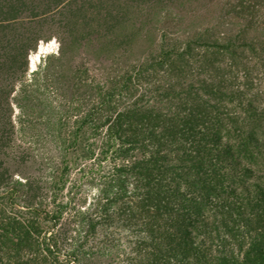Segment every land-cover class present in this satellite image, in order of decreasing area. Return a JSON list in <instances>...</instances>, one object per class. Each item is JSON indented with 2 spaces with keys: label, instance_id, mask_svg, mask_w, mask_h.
Listing matches in <instances>:
<instances>
[{
  "label": "trees",
  "instance_id": "16d2710c",
  "mask_svg": "<svg viewBox=\"0 0 264 264\" xmlns=\"http://www.w3.org/2000/svg\"><path fill=\"white\" fill-rule=\"evenodd\" d=\"M217 22L209 42L169 40L96 100L73 90L59 117L32 72L15 97L20 127L0 117V264H264V0L228 2ZM155 67L169 79L150 98L167 111L133 89ZM186 67L210 81L177 91ZM1 80L11 107L16 85ZM4 156L31 164L13 173Z\"/></svg>",
  "mask_w": 264,
  "mask_h": 264
},
{
  "label": "rangeland",
  "instance_id": "374dc122",
  "mask_svg": "<svg viewBox=\"0 0 264 264\" xmlns=\"http://www.w3.org/2000/svg\"><path fill=\"white\" fill-rule=\"evenodd\" d=\"M231 1L234 0H0V82L1 77L8 78L9 88L16 85L11 107L2 105L0 117L8 119L6 117L11 115L15 126L20 127L18 116L22 109L15 97L19 96L25 81L33 78V71L39 78L37 94H48L44 96V103L53 102L55 117L67 111L73 90H79L75 97L79 93L96 100L99 97L96 87L107 88L110 82L114 84L111 86H120L129 77L135 78L139 70L147 68L152 59L167 49L169 40L184 47L200 33L201 40L209 42L206 40L215 31L222 7ZM250 35L255 37L260 33L254 30ZM6 64L10 66L8 74ZM155 68L157 71L150 72L149 80L132 84L136 96L155 97L153 90H160L168 81L166 71ZM78 69L80 75L75 79ZM262 69L263 66H258L254 75ZM189 71L186 76L171 78L172 82L179 83L177 91L182 86L197 85L203 79L210 81V74L198 71V67H191ZM53 78L57 79L55 86L59 85L57 96L52 87L46 86V81ZM74 82L80 83L79 89L73 87ZM260 86L264 87L263 81ZM38 87L35 85L34 89ZM151 104L166 111L171 105L168 100L160 102L159 99ZM71 111L73 113V105ZM43 144L47 155L56 153L54 142ZM8 149L9 153L22 150L20 147ZM3 158L9 162L5 165H9L13 173L25 174L29 168L26 166L31 164L20 167L11 158ZM3 193L1 186L0 195ZM123 245L130 247L125 242Z\"/></svg>",
  "mask_w": 264,
  "mask_h": 264
}]
</instances>
